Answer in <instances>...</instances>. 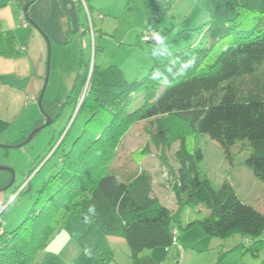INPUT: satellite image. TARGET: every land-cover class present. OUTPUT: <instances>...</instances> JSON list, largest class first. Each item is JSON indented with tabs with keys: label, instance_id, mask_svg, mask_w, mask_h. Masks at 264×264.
I'll return each instance as SVG.
<instances>
[{
	"label": "trees",
	"instance_id": "obj_1",
	"mask_svg": "<svg viewBox=\"0 0 264 264\" xmlns=\"http://www.w3.org/2000/svg\"><path fill=\"white\" fill-rule=\"evenodd\" d=\"M142 1L149 28L143 37L154 45L152 68L145 74L147 66L140 67L138 74L145 75L129 80L116 65L92 64L80 53L66 103L75 110L81 103L79 113L89 112V120L74 144L59 156L57 173L41 183L22 224L7 233L0 216V264H34L69 218L84 213L89 224L103 234L122 227L133 259L148 250L172 248L178 243V228L187 230L198 224L207 236L227 239L239 233L243 242L236 248L257 257L262 254L259 264H264V213L242 201L230 181L216 189L201 174L204 154L195 145L196 138L207 135L233 161V148L243 144V165L264 183V91L260 88L259 95L243 97L238 86V81L254 77L264 67V0H203L205 20L192 28L167 24L173 15L172 3ZM180 28L183 38H171L166 46L170 49L164 50L154 39L153 34L158 33L167 41ZM100 48L95 46V52ZM193 59V65L184 67ZM150 119H159L164 125L168 120L178 121L184 127L185 135L163 127L165 136H153L154 141L169 146L173 140L168 135H178L181 144L173 180L176 211L152 196L147 174L126 181L110 171L124 133L133 124ZM51 152L52 148L34 163L30 175ZM164 161L161 164L167 167ZM90 205L95 206V214L88 211ZM189 207L205 208L207 214L184 226L182 213ZM108 252L112 253L104 252L100 258L104 263L113 260Z\"/></svg>",
	"mask_w": 264,
	"mask_h": 264
},
{
	"label": "rangeland",
	"instance_id": "obj_2",
	"mask_svg": "<svg viewBox=\"0 0 264 264\" xmlns=\"http://www.w3.org/2000/svg\"><path fill=\"white\" fill-rule=\"evenodd\" d=\"M86 1L91 10V13L89 12L91 16L89 15L88 19L84 14L85 12L82 13L87 30L85 35L87 44L82 45L84 58L86 60L91 59L92 64L95 62L102 67L116 65L127 74L129 80L136 79V75L138 76V73H141L140 67L142 66L146 67L145 65H147L145 74L148 73L153 64L150 52L154 49V45L147 43L143 37L149 29L148 13L143 1L134 2L130 11L129 7L126 8L127 11L122 10L123 5H117L116 0ZM82 8H84L83 10L86 9L83 4ZM178 20H181V18L179 17ZM137 31H140V41L133 44L131 38H134V32ZM182 32V28L172 32L167 41L164 40L162 46H168L167 42L171 41V38L178 40L183 38ZM92 35L97 36V42L94 38V42H91ZM79 36L81 35L78 34L76 38ZM127 36L128 39L126 40ZM165 37L162 38L165 39ZM182 40H184V43H190L189 39ZM190 41L192 40L190 39ZM94 43L96 46H102L97 50V56L95 50H91ZM70 46L72 48L74 44L71 43ZM165 49H170V47ZM79 54L75 55L72 52L62 54V60H60L62 68L59 75L56 76V62L52 53L51 68L53 64L54 69L53 73L50 70V80L44 97V104L47 106L51 103L58 104L59 112L62 113L59 120L53 121L50 126L40 131L31 142L20 148H0V167L9 168L15 172V178L12 181L10 172L0 170V188L3 189L11 184L6 191L0 190V199H2L0 201L9 203V198L17 194L14 201L9 204L6 211L1 215L2 227L7 233L15 230L27 218L37 199L41 183L50 175L57 173L59 166L57 167L55 164L58 163L59 156L74 144L89 120V112L82 111L79 113L78 108L75 110L71 108L73 106L70 103H66L71 91V86H68V83H72L78 69ZM68 65H71V67L75 65L74 71L70 70V67H65ZM135 68H138V70ZM143 75L140 74L139 79ZM238 86L243 97L259 95L261 89L264 91V67L254 77H246L238 81ZM38 109L40 110L39 105ZM70 110L71 118L69 119L67 116ZM158 120L150 119L133 124L122 136L109 167L111 172L126 181L137 175L147 174L152 186V196L160 203L165 204L170 209L174 208L173 211H176L178 207L173 190V180L179 167L176 153L179 151L181 144L180 141L176 140L178 135H168L173 140L169 146L154 141L153 136H160V139L161 136H165L161 131L163 127L171 129L175 134L185 135L183 134L185 132L182 123L178 121L168 120L166 121L167 124L164 125L161 122L159 123ZM32 132L33 130L26 139L29 138ZM64 136H66V140L49 163L38 172L36 170L30 175V166L36 160L37 155L40 152L48 151L50 148H52L51 153L55 152L60 141L65 138ZM8 138L12 139L10 143L16 141L14 140L16 136H6L5 141H9ZM195 141L196 148L199 146L204 154V159L199 166L201 174L207 176L216 189L225 180L230 181L235 186L236 192L242 201L264 213V183L254 175L250 168L243 165V159L246 155L245 146L238 143L233 148V161H229L225 157L220 144L209 136H199ZM49 143H51V147ZM162 157L165 159L164 162L168 164L167 167H163L161 164ZM169 170L172 172H169ZM25 187L28 188L22 193ZM206 214L207 210L205 208L201 207L199 210L189 207L183 211L181 220L185 226L191 221L202 220ZM81 216L87 218L85 213ZM91 226L93 229L90 231H87V226L83 228V230L86 229L83 231L86 236L81 242L92 246L94 239L92 235L94 232H99V230L95 225L92 224ZM101 234L102 237L113 235L110 238H113L111 240L118 245L126 243L125 232L122 227L116 231ZM177 237L179 252L176 251V245H174L171 250L173 261L170 264H258L262 259L261 254L257 257L251 252L245 253V249H235V245H239L243 240L239 233H233L227 239L207 236L201 226L197 224L187 230L178 228ZM262 238L264 239V234ZM146 253L147 251L144 255ZM105 257H108V254Z\"/></svg>",
	"mask_w": 264,
	"mask_h": 264
},
{
	"label": "crops",
	"instance_id": "obj_3",
	"mask_svg": "<svg viewBox=\"0 0 264 264\" xmlns=\"http://www.w3.org/2000/svg\"><path fill=\"white\" fill-rule=\"evenodd\" d=\"M137 1L139 0H116V4L123 5L124 11H127L126 8L129 7L130 11L132 4ZM158 1L164 4L166 1L172 3L173 15L168 25L176 23L192 28L205 20L206 11L203 0ZM26 7L27 12L24 10ZM83 9L81 3L73 0H0V144H21L32 130L43 124L44 116L38 109V98L43 90L48 71L49 43L56 62L55 75L58 76L62 68L60 61L62 54L72 52L78 55L84 51L82 45L87 44L85 36L87 30L82 13L84 11L88 19L91 14ZM89 12L91 13V10ZM179 17L181 20H178ZM139 32H134V38H131L133 44L140 41ZM78 34L81 36L76 38ZM93 38L97 42V36L92 35L90 38L92 43ZM71 43L74 44L72 48ZM95 46L94 43L91 50L94 51ZM97 54L96 52V56ZM65 67H70V70L74 71L75 65ZM143 67L142 69L145 68ZM53 69L52 64L51 73ZM73 81L68 83V86L72 87ZM45 108L55 120H59L62 113L59 112L58 104L51 103L48 106L45 105ZM67 117L71 118V110ZM6 136H16L14 139L16 141L10 143L11 138L5 141ZM46 152L43 151L37 155L30 170ZM56 152L50 153L47 159L52 154L53 158ZM47 159L37 172L49 163H46ZM91 225L88 218L81 214L71 216L64 229L38 255L34 264H170L173 261L172 248L152 249L145 255L144 252L139 259H133L127 241L125 244L118 245L111 240L113 238L110 237L113 235L102 237L100 231L92 235L94 236L92 246L88 243L84 244L81 241L86 236V233H83L86 229L83 230V228L87 226V231H90L93 229ZM242 242L243 240L240 243ZM237 246L238 244L235 248ZM175 248L179 252V243ZM109 250L112 251L108 254L112 255L113 260L104 263L100 258Z\"/></svg>",
	"mask_w": 264,
	"mask_h": 264
},
{
	"label": "water",
	"instance_id": "obj_4",
	"mask_svg": "<svg viewBox=\"0 0 264 264\" xmlns=\"http://www.w3.org/2000/svg\"><path fill=\"white\" fill-rule=\"evenodd\" d=\"M25 12H27V7L24 9ZM35 25V24H34ZM36 26V25H35ZM37 27V26H36ZM38 28V27H37ZM51 56H52V49H51V44L49 43V62H48V71H47V74H46V78H45V83H44V87H43V90L38 98V105L40 107V110L44 116V122L42 125H40L39 127H37L36 129L33 130V132L30 134L29 138L26 139L23 143L21 144H18V145H1L0 144V148H20L26 144H28L29 142L32 141V139L40 132L42 131L45 127H48L50 126L53 121H55V119L52 117L51 114H49L47 111H46V108H45V104H44V97H45V94H46V90H47V87H48V84H49V80H50V69H51ZM81 103L79 104L78 106V110L79 111V107H80ZM0 170H5V171H8L12 174V181L14 180L15 178V172L12 170V169H9V168H5V167H0ZM11 186V184H9L7 187L5 188H0V190H4L6 191L9 187Z\"/></svg>",
	"mask_w": 264,
	"mask_h": 264
},
{
	"label": "built area",
	"instance_id": "obj_5",
	"mask_svg": "<svg viewBox=\"0 0 264 264\" xmlns=\"http://www.w3.org/2000/svg\"><path fill=\"white\" fill-rule=\"evenodd\" d=\"M73 1L83 4V5L85 6L87 12L89 13V9H88L87 1H86V0H73ZM88 89H89V87H88V85H87V86L85 87V89H84L82 95H81V102H82V100L84 99V97H85V95H86ZM16 195H17V194H16ZM16 195H15L14 197H12V198L9 200V203H4V202H1V201H0V216H1L2 213L8 208L9 204H10L11 202L14 201ZM0 233H2V232L0 231ZM176 245H177V244H176Z\"/></svg>",
	"mask_w": 264,
	"mask_h": 264
},
{
	"label": "clouds",
	"instance_id": "obj_6",
	"mask_svg": "<svg viewBox=\"0 0 264 264\" xmlns=\"http://www.w3.org/2000/svg\"><path fill=\"white\" fill-rule=\"evenodd\" d=\"M153 35H154V39H155V41H156L158 44H163V43H164L163 38H162L158 33H154ZM193 64H194V59H193V60H189V61L184 65V67H189V66H191V65H193ZM12 197H14V196H12ZM12 197H11V198H12ZM88 211L91 212V213H93V214H95V211H96L95 206H94V205H90ZM86 251H87V250H86Z\"/></svg>",
	"mask_w": 264,
	"mask_h": 264
}]
</instances>
